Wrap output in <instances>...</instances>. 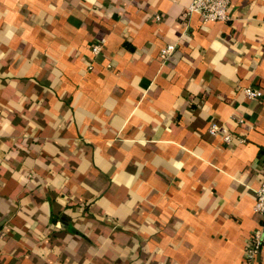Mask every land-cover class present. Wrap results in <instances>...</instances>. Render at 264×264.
Here are the masks:
<instances>
[{
    "label": "crops",
    "instance_id": "crops-1",
    "mask_svg": "<svg viewBox=\"0 0 264 264\" xmlns=\"http://www.w3.org/2000/svg\"><path fill=\"white\" fill-rule=\"evenodd\" d=\"M192 1L0 0V264H264V0Z\"/></svg>",
    "mask_w": 264,
    "mask_h": 264
},
{
    "label": "built area",
    "instance_id": "built-area-1",
    "mask_svg": "<svg viewBox=\"0 0 264 264\" xmlns=\"http://www.w3.org/2000/svg\"><path fill=\"white\" fill-rule=\"evenodd\" d=\"M232 0H193L187 9V16L199 15L203 22H229L231 21L230 9ZM105 41L93 45V53L98 56L103 51ZM177 51L175 45H167L160 50V59L162 61L168 58ZM244 96L248 100H255L261 97L260 90L245 88ZM209 132L214 136H219L224 143L230 144L235 138L234 134L227 128L221 126L217 122H213L209 127ZM240 143L244 142L239 138ZM264 161V156H262ZM254 212L259 214L262 219V228L264 229V180L255 193ZM261 247V235L259 232L253 233L245 250V257L248 261L254 260L259 253Z\"/></svg>",
    "mask_w": 264,
    "mask_h": 264
}]
</instances>
